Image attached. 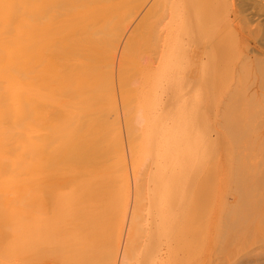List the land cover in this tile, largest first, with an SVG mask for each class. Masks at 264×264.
<instances>
[{"label":"bare ground","instance_id":"bare-ground-1","mask_svg":"<svg viewBox=\"0 0 264 264\" xmlns=\"http://www.w3.org/2000/svg\"><path fill=\"white\" fill-rule=\"evenodd\" d=\"M133 1L0 0V264L116 263L129 202L130 181L123 152L117 94L112 83L119 45L137 16V5L130 7ZM137 30L136 27L124 48L125 53L122 52L125 55L123 61H130V67L121 69L119 85L133 164L137 163L139 153L137 126L153 112L154 107H157L149 96L152 91L148 92V96L139 94L137 97V55L131 52L134 51L132 42L137 41ZM128 51L132 55L126 57ZM143 72L141 75L146 79L143 80L146 81V86L150 82L148 78L151 74L146 76ZM218 88L219 85L217 87L216 82H212L211 90L214 93ZM217 95L218 92L213 94L216 97ZM179 111L181 112V109ZM227 125L226 123V127ZM186 127L183 134L186 130L189 132L190 128ZM234 131L233 129L232 133L237 134ZM188 132V138L180 144L182 146L187 143L184 144L186 148L181 147V156L178 154V141L183 138L179 137L181 132L175 134L173 146L170 143V147L166 146L169 149L165 148L169 151L175 148L174 151H178L175 156L177 159L187 156L182 164H177L176 178L183 176L187 163L196 164L197 159L201 162L200 154L201 158L195 159L196 146L191 145L193 136L194 139L196 136H191L192 140L189 138L191 133L196 132ZM172 137L170 138L173 139ZM157 142L159 143V140L156 141L158 145ZM165 143L167 145L168 142ZM217 143H211L213 154L204 151L207 157L209 156L208 160L214 154L217 156L216 153L220 150V147L216 150ZM204 144L207 146L208 143ZM152 147L155 148L154 143ZM199 152L203 154V151ZM195 164L193 170L191 169L193 173L194 169L199 167ZM202 164L204 162H201ZM135 167L137 168V165ZM190 167L188 165V168ZM165 168L167 170V166ZM162 169L161 177L165 178L163 180L167 181L165 182L168 187L173 183L176 172L170 168L175 174L171 183H168L172 172L169 179L168 174L164 173V168L160 167V171ZM190 171L188 176L192 173ZM198 174H193L195 180ZM178 183L176 187L181 190L180 182ZM205 187L206 183L203 188ZM184 188L185 194L188 195L190 193L187 192L195 190L189 188L187 191L186 187ZM176 193L178 192L175 191ZM249 193L251 196L253 192ZM192 195L189 196L192 198ZM189 196L186 195L187 199H184L188 200ZM205 197L202 196L204 199ZM175 198L178 199L173 197ZM184 199H181L183 204L186 203ZM171 201H168L170 205H174L179 199L173 202L174 204ZM198 203L195 205H199ZM187 204L189 203L183 206L184 209ZM142 205L141 208L144 209ZM192 206L185 210L182 207L172 210L173 206L161 208L162 210L158 208L160 212L157 215V212L155 216L149 214L152 215L150 217L151 220L153 218V224L147 238L154 244L143 254L145 264H171L174 256L180 258L178 264H185L194 247L199 248L201 241L193 242L191 238L196 236L201 240L202 220L205 219L204 214L207 215L210 210L206 208L208 213L204 212L205 209L201 210L204 212L201 213ZM244 206L249 207L246 204ZM154 207L152 211H155ZM137 208L136 201L123 255L124 264L137 261L136 240L138 235L144 236L140 232L141 223L145 220L141 221L140 208ZM248 209L250 210L247 218L238 216L240 218L231 219L235 230L246 224L250 226L258 216L257 209ZM137 211L140 212L139 216ZM227 224L226 229L230 226V223Z\"/></svg>","mask_w":264,"mask_h":264},{"label":"rangeland","instance_id":"rangeland-1","mask_svg":"<svg viewBox=\"0 0 264 264\" xmlns=\"http://www.w3.org/2000/svg\"><path fill=\"white\" fill-rule=\"evenodd\" d=\"M133 5H137V16L129 26V30L127 29L125 37L119 45L115 57L112 83L115 94H117L116 100L118 102L119 124L123 137V152L130 181L129 202L122 228L118 259L115 264H124L122 263L124 262L123 255L127 245L129 227L131 226L130 223L132 222L131 218H133L136 201L137 210L140 208L139 211L141 212L137 211V216L141 214V221L145 220L141 223L143 232L142 230L140 232L145 237H140V235L137 237V261L134 260L133 264H145L143 254H146L154 244L147 238V234L151 232L153 224V218L151 220L150 217L152 215L149 214H154L155 216V212H157V215L163 208L166 207L165 209H167L172 206V210H178L181 207L185 210L187 207H191L194 201L193 208L201 213L210 210L208 211L210 213L204 214L205 219L202 220L201 240L196 238V236L191 238L193 242L194 240L195 242L201 241V245H198L199 248L197 246L194 247L189 256L190 260L188 258L185 264H264V0H134L130 7ZM136 27L138 29L137 41L132 42L134 43V47L132 46L134 51L131 52L137 55V97L139 94L144 97V94L148 96V92L152 91L153 93H150L149 96L152 99L151 102L156 103L155 106L157 107H154L153 112L144 118L143 123L141 122L142 125L139 124L137 126V130L139 128L140 131H138L139 153L137 155V163L133 164L119 85L122 68L130 67V61H123L125 57L124 48ZM123 51L124 53H122ZM131 52H126V57L130 56ZM101 63L102 58L100 57ZM142 71H144L142 74H146V76L151 74V77L148 78L150 82L146 86H144L146 81L143 82L146 79L141 75ZM214 79L215 81H213ZM212 82H216V86L218 87L219 85L218 89L221 90L217 89L214 93L211 90ZM142 83L143 85H141ZM152 85L153 87H151ZM217 92L219 95L217 97L213 96ZM180 109L181 112L179 111ZM233 120L237 122L235 123ZM226 123L228 124L227 127ZM184 127L190 128L189 132L185 128L186 131L183 134ZM230 128L231 132L229 131ZM232 128L237 134L234 135L232 133ZM243 129L245 132H243ZM192 130L193 132L195 130L196 133H191L189 138L193 135L196 136V139H194V136L193 140L191 138V145L196 146L194 151L197 150L195 159L202 157L201 162H204V164L201 165L198 159L197 162L195 160L196 164H194L196 166L199 165V167H196L198 169H194L195 175L199 173L197 178L195 176L196 180L192 171L195 166L188 163L183 171V176H181L183 178H176L178 177L177 164H182L187 157L185 155L181 159H177L175 157L177 156L176 152L179 151L178 154H181L182 148H186L184 144L187 143L182 144V146L180 144L181 141L188 138L187 132L189 134ZM177 133H180V138L183 137L181 138L182 140L178 141V143L180 142L178 146L180 149L176 150V152L174 151L175 148L171 149V151L166 150L165 148L169 149L166 146L169 145L170 147V143L173 146L172 142H174L175 134L177 135ZM161 135L165 136L162 137ZM197 135L199 136L197 137ZM152 140L154 142H151ZM158 140L159 143L157 142V145L156 141ZM165 141L168 142L167 145ZM236 141L238 142L236 143ZM198 142H202V144L200 143L201 146ZM213 142L217 143L216 147L218 146V148L216 150L218 151L219 147L220 150L216 153L217 156L219 155L218 158L215 154L210 156L211 159L213 158L212 161L211 159L208 160L207 152L210 151L209 153L213 154L211 147ZM153 143L155 148L152 147ZM204 143H208L209 146ZM206 147L210 148L206 149ZM200 150L203 151V154L199 152ZM214 156H216L218 161ZM204 160L208 161L205 162ZM211 162H214V164ZM136 165L137 168L135 167ZM188 165L191 167L188 168ZM158 166L164 168V173L168 174L169 179L170 173L172 171L176 172L173 183H171L173 174H175L172 172L171 179L168 182L171 184L168 187L166 185L167 181L163 180L165 178L161 177L163 169L160 171ZM166 166L168 171L165 168ZM170 168H173L171 169L172 171H170ZM187 169H192L191 171L189 170L192 172L189 176L187 175L189 172ZM198 170L201 171V175ZM201 176L203 180H201ZM204 177L206 178L204 179ZM186 179L189 180L187 181ZM204 180L207 182H204ZM200 181L202 182L200 183ZM178 182H180L179 188H182L181 190L176 187L179 184ZM195 182L197 183L196 186ZM205 183L207 188H203ZM192 184L194 185L193 187ZM184 187H186L187 191L195 189L197 193H195V190H192L193 195L191 190L187 192L193 196L191 198L188 194H185ZM158 188L161 190L159 191ZM248 189L249 192H253L251 196L247 192ZM174 190L178 193L175 194ZM154 191L156 192L154 193ZM205 192L209 197H205L206 194L203 195ZM164 195L167 197H164ZM186 195L191 200L190 198H188L189 201L186 200ZM202 196L205 197L207 203L209 200V204L205 202ZM173 197H177L179 201L176 198L173 199ZM181 199L189 203L186 205L187 207L185 206V209L183 206L186 203L183 201L185 203L183 204ZM168 201L176 203H173L174 205L171 204V206ZM152 202L154 203L153 206ZM165 202L167 205L164 204ZM197 203L199 205H195ZM200 204L203 205L201 206ZM245 204L249 207H254V210L257 209V212H255L258 216L255 218L256 221L253 220L254 224L251 223L250 226L246 224L248 225L246 228L245 225L235 230L231 219L246 217L249 214L250 209L245 207ZM141 205L144 206V209L141 208ZM161 205L163 206L161 207ZM204 205H206L205 208ZM153 207L155 211H152ZM231 207L233 208L231 209ZM206 208L209 209L207 210ZM142 211L144 212L142 213ZM238 213L241 215H238ZM137 219L139 220V217ZM226 223H230L227 229ZM67 224L65 227H67ZM227 236L229 238H226ZM231 242L232 246L230 245ZM233 242L235 243L234 245ZM173 259L174 261H171V264L179 263V257L176 258L174 256Z\"/></svg>","mask_w":264,"mask_h":264}]
</instances>
